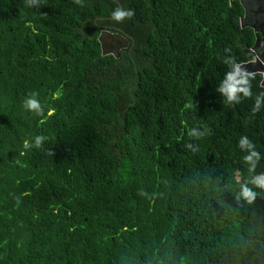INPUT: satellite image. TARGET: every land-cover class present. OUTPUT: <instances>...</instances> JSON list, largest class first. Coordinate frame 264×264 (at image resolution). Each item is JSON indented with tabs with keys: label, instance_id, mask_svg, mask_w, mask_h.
<instances>
[{
	"label": "trees",
	"instance_id": "trees-1",
	"mask_svg": "<svg viewBox=\"0 0 264 264\" xmlns=\"http://www.w3.org/2000/svg\"><path fill=\"white\" fill-rule=\"evenodd\" d=\"M118 1L0 0V264H264L261 74L218 90L254 56L242 6Z\"/></svg>",
	"mask_w": 264,
	"mask_h": 264
},
{
	"label": "water",
	"instance_id": "water-1",
	"mask_svg": "<svg viewBox=\"0 0 264 264\" xmlns=\"http://www.w3.org/2000/svg\"><path fill=\"white\" fill-rule=\"evenodd\" d=\"M119 7L121 4L118 0ZM230 2L236 0H229ZM243 8V15L240 18L241 28H250L255 36L252 51L255 54V61H259L260 58L262 63L259 68L252 65V62L240 64L237 67L240 69L242 74H253L259 73L263 79L261 84L264 86V0H237ZM100 43L101 54H111L116 58L119 57V50L126 48L129 44L128 40L118 33L103 30L98 36ZM258 58V59H257Z\"/></svg>",
	"mask_w": 264,
	"mask_h": 264
},
{
	"label": "clouds",
	"instance_id": "clouds-1",
	"mask_svg": "<svg viewBox=\"0 0 264 264\" xmlns=\"http://www.w3.org/2000/svg\"><path fill=\"white\" fill-rule=\"evenodd\" d=\"M133 15L131 10H121L120 8H116L114 11L111 12V17L116 21L120 22L125 18H130ZM218 90L226 97L227 100L237 99L236 93L240 92L243 93L245 96L249 94V89L247 87V79L246 77L240 72V69L233 65L232 71L227 72L225 74L224 80L218 86ZM36 93H32L24 101V107L29 111L34 112L36 115H40L43 111L40 103L34 99ZM257 105H259V100H257ZM189 135H199L195 131H190ZM44 137L36 136L34 139L35 146L39 147L42 143ZM241 146L248 145V141L246 138L241 137L239 141ZM25 148L28 147L27 144L24 145ZM256 156L255 152H251L248 156L244 157L245 161H250L254 163L253 157ZM252 183H254L257 187L264 188V175H260L253 178ZM256 193L251 191L250 189L246 188L244 185H241L240 196L246 199L249 203L252 199L255 198Z\"/></svg>",
	"mask_w": 264,
	"mask_h": 264
},
{
	"label": "flooded vegetation",
	"instance_id": "flooded-vegetation-1",
	"mask_svg": "<svg viewBox=\"0 0 264 264\" xmlns=\"http://www.w3.org/2000/svg\"><path fill=\"white\" fill-rule=\"evenodd\" d=\"M255 54H256V52L254 53V56H253L252 60L249 61V62H252L253 66L259 68L260 64L262 63V60L260 58L259 59L257 58L259 61H255ZM263 58H264V53H263ZM262 79H263V77L261 75V82H262Z\"/></svg>",
	"mask_w": 264,
	"mask_h": 264
}]
</instances>
